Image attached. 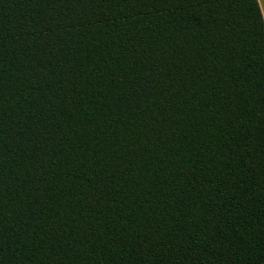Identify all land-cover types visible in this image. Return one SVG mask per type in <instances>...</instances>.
<instances>
[{
	"label": "trees",
	"instance_id": "16d2710c",
	"mask_svg": "<svg viewBox=\"0 0 264 264\" xmlns=\"http://www.w3.org/2000/svg\"><path fill=\"white\" fill-rule=\"evenodd\" d=\"M0 264H264L259 0H0Z\"/></svg>",
	"mask_w": 264,
	"mask_h": 264
},
{
	"label": "crops",
	"instance_id": "0c3cea01",
	"mask_svg": "<svg viewBox=\"0 0 264 264\" xmlns=\"http://www.w3.org/2000/svg\"><path fill=\"white\" fill-rule=\"evenodd\" d=\"M260 8L264 17V0H259Z\"/></svg>",
	"mask_w": 264,
	"mask_h": 264
}]
</instances>
